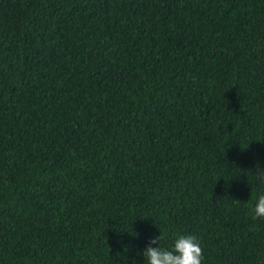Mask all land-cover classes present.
Returning <instances> with one entry per match:
<instances>
[{"label":"trees","instance_id":"16d2710c","mask_svg":"<svg viewBox=\"0 0 264 264\" xmlns=\"http://www.w3.org/2000/svg\"><path fill=\"white\" fill-rule=\"evenodd\" d=\"M264 0H0V264H264Z\"/></svg>","mask_w":264,"mask_h":264},{"label":"clouds","instance_id":"9594fccd","mask_svg":"<svg viewBox=\"0 0 264 264\" xmlns=\"http://www.w3.org/2000/svg\"><path fill=\"white\" fill-rule=\"evenodd\" d=\"M259 179L264 181V170L256 172ZM253 219H264V194L257 197L253 209ZM164 236L150 241L156 247L148 246L143 252L147 264H202L203 250L201 241L195 235L176 234L171 249L160 246Z\"/></svg>","mask_w":264,"mask_h":264}]
</instances>
